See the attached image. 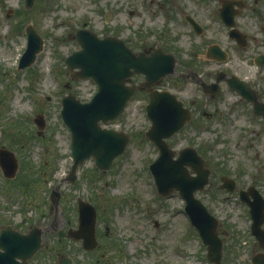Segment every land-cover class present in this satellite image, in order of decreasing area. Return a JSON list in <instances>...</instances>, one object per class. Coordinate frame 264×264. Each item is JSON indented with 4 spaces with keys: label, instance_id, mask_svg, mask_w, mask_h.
Listing matches in <instances>:
<instances>
[{
    "label": "rangeland",
    "instance_id": "1",
    "mask_svg": "<svg viewBox=\"0 0 264 264\" xmlns=\"http://www.w3.org/2000/svg\"><path fill=\"white\" fill-rule=\"evenodd\" d=\"M149 8V0H35L29 9L24 0H0V146L14 151L19 162L15 179L0 171V228H41L42 247L30 258L32 264H56L61 254L72 264H213L206 261V247L188 222L178 192L155 190L148 165L157 149L144 136L150 126L145 95L137 94L119 116L102 124L130 135L111 167L101 171L89 157L75 181L66 180L72 157L61 98L71 92L87 101L96 91L90 78L73 80L66 70L65 56L79 49L74 31L85 27L99 35L134 38L141 30L145 39L154 40L151 30L166 22ZM27 24L43 37V48L30 67L18 69ZM181 93L187 100L191 94L199 99L190 85ZM206 110L215 113L204 117L199 112L167 141L176 151L188 145L200 149L211 168L209 185L196 196L219 221L221 264H252L251 255L264 249L250 232L248 206L238 190L253 185L264 198V120L228 87ZM37 114L45 121L39 134L33 122ZM221 175L235 179L234 191L218 188ZM54 188L60 192L56 204L49 201ZM78 199L98 210V246L91 253L66 235L77 226Z\"/></svg>",
    "mask_w": 264,
    "mask_h": 264
},
{
    "label": "water",
    "instance_id": "2",
    "mask_svg": "<svg viewBox=\"0 0 264 264\" xmlns=\"http://www.w3.org/2000/svg\"><path fill=\"white\" fill-rule=\"evenodd\" d=\"M24 6L30 8L34 0H24ZM227 13V12H226ZM27 45L19 60L18 67L24 68L35 59L42 49V38L32 25H27ZM74 38L81 48L65 57V64L70 76L74 79L91 77L97 84V91L87 102H81L74 94L69 93L61 100L60 111L64 123L70 130V149L72 164L67 179L73 182L78 165L89 156H93L95 165L108 169L115 156L122 153L129 142V136L112 128L102 127L101 122L113 120L124 108L126 101L133 93V88L125 84L126 78L135 72L144 73L152 82L173 71L174 60L161 51H152L149 57L145 54H134L123 40L107 35L99 38L89 29H77ZM231 89H237L248 100L254 101V111L264 116V105L257 102L254 96L237 88L233 80L228 81ZM219 94V91L215 95ZM146 113L151 121L145 136L155 143L159 154L149 165L158 193L168 194L177 190L185 201L184 210L191 224L198 230L203 243L207 246L206 259L220 264L222 240L217 234V219L210 214L205 205L195 196V191L203 189L208 183L210 169L191 146L178 151L168 147L165 139L177 132L191 119V112L182 102L167 91H151L146 104ZM39 129L44 127L41 115L34 119ZM18 167L14 152L0 147V168L4 176L12 178ZM220 188L234 190V179L220 177ZM240 199L249 205L252 219L250 229L259 245L264 247V199L259 192L249 186L239 191ZM252 198H250V197ZM59 193L53 189L50 200L58 201ZM95 207L87 201L78 200V226L67 234L76 240L81 239L85 249L96 246ZM41 245V230L33 227L27 233L14 230L10 225L0 229V264H29L28 259ZM254 264H264V253L258 252L251 257ZM71 259L62 255L57 264H70Z\"/></svg>",
    "mask_w": 264,
    "mask_h": 264
},
{
    "label": "flooded vegetation",
    "instance_id": "3",
    "mask_svg": "<svg viewBox=\"0 0 264 264\" xmlns=\"http://www.w3.org/2000/svg\"><path fill=\"white\" fill-rule=\"evenodd\" d=\"M149 7L154 14H163L166 22L155 33L151 30L149 36L154 40L145 39L141 30L134 32V38L105 35L122 39L132 52L146 57L152 51L172 55L174 71L152 82L142 73L128 76L126 83L134 88L128 103L137 94L145 95L146 103L150 91L167 90L191 110L193 122L200 113L204 117L215 113L206 106L218 100L228 80H233L237 88L264 104V0H149ZM186 85L199 99L193 94L188 100L181 95ZM218 87L222 93L214 96ZM232 92L239 96L237 90ZM245 101L251 113L264 120L253 112V103ZM97 233L96 226V237Z\"/></svg>",
    "mask_w": 264,
    "mask_h": 264
},
{
    "label": "trees",
    "instance_id": "4",
    "mask_svg": "<svg viewBox=\"0 0 264 264\" xmlns=\"http://www.w3.org/2000/svg\"><path fill=\"white\" fill-rule=\"evenodd\" d=\"M201 152V151H200ZM202 153V152H201ZM204 155V154H203ZM205 156V155H204Z\"/></svg>",
    "mask_w": 264,
    "mask_h": 264
}]
</instances>
